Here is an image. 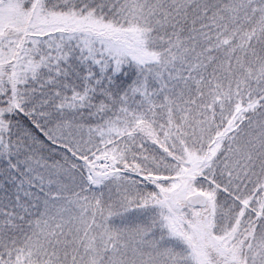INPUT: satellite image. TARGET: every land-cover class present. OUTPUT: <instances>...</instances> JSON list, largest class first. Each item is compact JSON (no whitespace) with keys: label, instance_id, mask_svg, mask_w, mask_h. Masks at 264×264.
Listing matches in <instances>:
<instances>
[{"label":"snow or ice","instance_id":"6c2138e0","mask_svg":"<svg viewBox=\"0 0 264 264\" xmlns=\"http://www.w3.org/2000/svg\"><path fill=\"white\" fill-rule=\"evenodd\" d=\"M0 264H264V0H0Z\"/></svg>","mask_w":264,"mask_h":264}]
</instances>
